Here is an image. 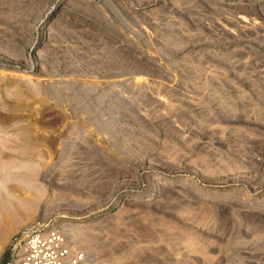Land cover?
<instances>
[{"label": "rangeland", "instance_id": "374dc122", "mask_svg": "<svg viewBox=\"0 0 264 264\" xmlns=\"http://www.w3.org/2000/svg\"><path fill=\"white\" fill-rule=\"evenodd\" d=\"M0 200V264L35 222L89 264H264V0H0Z\"/></svg>", "mask_w": 264, "mask_h": 264}, {"label": "built area", "instance_id": "2783aa9c", "mask_svg": "<svg viewBox=\"0 0 264 264\" xmlns=\"http://www.w3.org/2000/svg\"><path fill=\"white\" fill-rule=\"evenodd\" d=\"M8 246L4 264H89L86 255L73 249L61 231L45 222L21 228Z\"/></svg>", "mask_w": 264, "mask_h": 264}, {"label": "bare ground", "instance_id": "6f19581e", "mask_svg": "<svg viewBox=\"0 0 264 264\" xmlns=\"http://www.w3.org/2000/svg\"><path fill=\"white\" fill-rule=\"evenodd\" d=\"M139 79V78H138ZM140 80V79H139ZM140 82V83H139ZM137 82L139 85L141 84V81ZM136 83V82H135ZM142 86V85H141ZM5 195V194H4ZM8 198V197H7ZM4 200V199H3ZM8 201V200H7ZM6 202V201H5ZM3 202H1L0 200V247H1V250L3 251L4 247L6 246V244H4L6 242V240L9 238V236L14 232V229L17 227L16 226V223H13L11 221V219H6L7 218V214H6V217L4 216L3 213H1L4 205H2ZM2 206V207H1ZM6 207H8L7 205H5ZM5 207H4V211H5ZM10 210V209H9ZM3 211V212H4ZM6 213V212H4ZM2 214H3V217H5V223H2ZM68 236V235H67ZM69 239V238H68Z\"/></svg>", "mask_w": 264, "mask_h": 264}]
</instances>
